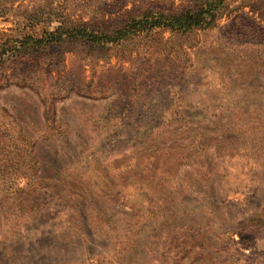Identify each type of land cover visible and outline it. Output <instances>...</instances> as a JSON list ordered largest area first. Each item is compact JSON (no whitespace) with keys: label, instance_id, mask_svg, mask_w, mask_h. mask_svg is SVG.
I'll list each match as a JSON object with an SVG mask.
<instances>
[{"label":"rangeland","instance_id":"1","mask_svg":"<svg viewBox=\"0 0 264 264\" xmlns=\"http://www.w3.org/2000/svg\"><path fill=\"white\" fill-rule=\"evenodd\" d=\"M194 3L0 0V264H127L136 237L135 264H264V224L246 227L264 220V0L193 33L13 56L62 22L112 32ZM93 75L103 88L52 97L56 115L32 88ZM168 195L169 228L150 206Z\"/></svg>","mask_w":264,"mask_h":264},{"label":"trees","instance_id":"2","mask_svg":"<svg viewBox=\"0 0 264 264\" xmlns=\"http://www.w3.org/2000/svg\"><path fill=\"white\" fill-rule=\"evenodd\" d=\"M225 1L226 0H195V3L193 5H189L179 12H144L138 17L133 18L123 27L112 32H103L100 30H96L88 26L86 23L70 24L62 22V24L57 26L55 29L45 33L43 36L28 34V37H24V39L20 40L19 49H16L18 48L17 45L12 48L14 50L13 56L20 57V53L22 51H28L30 49L34 52L38 50L46 51L47 49L56 47L58 45L62 46L66 41L82 39L86 43H90L91 47L109 49L112 45H117V47L124 48V43L126 41L131 40L134 37L142 35L144 33H149L152 30H169L174 34L193 33L196 30H206L210 27H213L225 14L227 10ZM46 56L48 60L51 59L50 55ZM26 57H29V54ZM2 60V53H0V61ZM22 65H26V63L22 62ZM18 70V68L15 69V71ZM43 70H45L44 66ZM53 71L54 69L48 70L50 74ZM15 74V78L31 79V77L25 76L21 72ZM8 78L10 79L12 78V76L8 74ZM64 80L65 81H63L62 84L58 87L52 86L54 90L50 94H46V92L42 89H36V87L34 86L32 87L33 89L38 90L41 97L43 96V100L45 101V103H49L48 106L50 112L51 110L53 111L52 115H56L55 107L51 102L52 97L67 95L71 92V90H75L76 86L86 88L87 91H85V93L83 94L87 96H93L97 92H99L101 88H103V86L101 87L99 82L95 79V75H93L88 80H85L84 78H78L76 80H70L68 82L65 78ZM77 90L75 91L82 92V90L80 89ZM166 182L167 184H169L167 180ZM166 193L170 194L171 192L168 191ZM173 201L174 199H172L170 195L165 196L164 199L154 198L150 201V206L153 209L151 210L152 217H162L163 214V220L161 221V223H159V226L167 225V227L169 228L170 225L172 226L177 222L178 215L175 209H173ZM259 217L260 215H258L257 219H252L253 222L248 223L246 227L252 229L256 226L264 224V220L261 221ZM137 240L138 237L134 238L133 241L128 242L124 249H119L118 256L121 261H126L127 264L136 263L133 261L132 256L134 255V251L137 249L138 245L131 244L135 243Z\"/></svg>","mask_w":264,"mask_h":264}]
</instances>
